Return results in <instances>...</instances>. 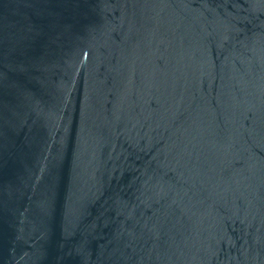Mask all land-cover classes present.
I'll list each match as a JSON object with an SVG mask.
<instances>
[{
	"label": "water",
	"instance_id": "95a60500",
	"mask_svg": "<svg viewBox=\"0 0 264 264\" xmlns=\"http://www.w3.org/2000/svg\"><path fill=\"white\" fill-rule=\"evenodd\" d=\"M0 264H264V0H0Z\"/></svg>",
	"mask_w": 264,
	"mask_h": 264
}]
</instances>
